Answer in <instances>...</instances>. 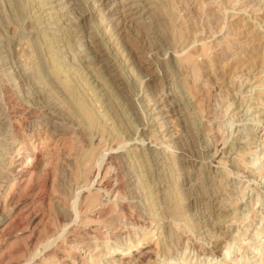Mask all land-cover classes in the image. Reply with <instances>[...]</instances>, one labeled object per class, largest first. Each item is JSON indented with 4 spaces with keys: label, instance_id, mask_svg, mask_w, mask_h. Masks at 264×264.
<instances>
[{
    "label": "rangeland",
    "instance_id": "obj_1",
    "mask_svg": "<svg viewBox=\"0 0 264 264\" xmlns=\"http://www.w3.org/2000/svg\"><path fill=\"white\" fill-rule=\"evenodd\" d=\"M100 3L0 0V264H264V0Z\"/></svg>",
    "mask_w": 264,
    "mask_h": 264
},
{
    "label": "bare ground",
    "instance_id": "obj_2",
    "mask_svg": "<svg viewBox=\"0 0 264 264\" xmlns=\"http://www.w3.org/2000/svg\"><path fill=\"white\" fill-rule=\"evenodd\" d=\"M117 0H101V3H100V5L102 6V9L104 10V12L105 13H107L108 14V17H109V19H111V20H113L112 18H111V15H113V13H112V7L114 6V4H115V2H116ZM147 2L148 1H150V0H146ZM255 1V0H254ZM62 2V1H61ZM124 2H126V1H124ZM144 2V1H143ZM153 1H151L150 3H152ZM63 3V2H62ZM149 4V3H148ZM260 5V4H259ZM132 6V5H131ZM145 6V5H144ZM131 8V7H130ZM264 8V7H263ZM133 9H134V7H133ZM145 9V8H144ZM147 9V8H146ZM102 10V11H103ZM264 10V9H263ZM101 12V11H100ZM133 12V11H132ZM135 12V11H134ZM134 14V13H133ZM140 15V14H139ZM116 20V19H115ZM115 33V32H114ZM113 34V33H112ZM111 39V38H110ZM187 56V55H186ZM195 62V61H194ZM58 69V68H57ZM56 72H57V70H56ZM55 72V73H56ZM59 72V71H58ZM57 72V73H58ZM53 73V72H52ZM13 75V74H12ZM52 75V74H51ZM54 75V74H53ZM54 77V76H53ZM56 78V77H55ZM65 80V79H64ZM66 81V80H65ZM64 83H66V82H64ZM67 84H69L68 82H67ZM66 84V85H67ZM64 85V84H63ZM169 86V85H168ZM66 87V86H65ZM18 89V88H17ZM169 89V88H168ZM80 105V104H79ZM82 105V104H81ZM80 105V106H81ZM85 105V104H84ZM79 106V107H80ZM55 107V106H54ZM82 107V106H81ZM86 108V107H85ZM81 109H83V108H81ZM87 109V108H86ZM85 109H83V111H84ZM153 110H154V112L153 113H157V114H160L162 117H163V119L164 118H166V117H169L170 116V113L168 112V111H164V110H162V108L159 106V104H157L156 103V105H155V107H153ZM166 110V109H165ZM172 110V109H171ZM62 111V110H61ZM84 112H88V111H84ZM89 114V113H88ZM157 116V115H156ZM158 119V118H157ZM168 120V119H167ZM167 120H165V121H167ZM170 121H171V119H170ZM6 126H7V128L10 130V131H14L15 130V127L13 126V124L10 122L9 123V121L8 120H6ZM169 123V122H168ZM171 124V123H170ZM167 129H169V127L167 126ZM170 129H172V128H170ZM175 133V132H174ZM176 134H174L173 136H172V140H174L175 138H174V136H175ZM178 135V134H177ZM179 136V135H178ZM101 143V142H100ZM7 144H8V146H9V148H8V150H6V151H4L3 152V154L5 155V157H4V160H7V161H9V163H8V166H10V167H8V168H10V170H11V172H10V174L14 177V179H15V181H16V179H20L24 174H25V172L26 171H30L31 170V168L33 167V165H34V162L36 161H38V160H41L40 158H42V155L40 154V149H39V142H38V139H35L34 140V142L29 146V148H28V151H26V152H24V146H17L18 148H16L15 149V151H14V153L12 154L13 156L12 157H10V156H8V157H10L9 159L7 158V155L8 154H10L9 152V150H12L13 149V147H14V144H15V142H13L12 141V139L10 140V141H7ZM149 147H152V145H150ZM41 148V147H40ZM153 148V147H152ZM9 151V152H8ZM12 152V151H11ZM119 155V154H118ZM115 156V155H114ZM213 158H214V160H216V158H217V155H213ZM217 159H219V158H217ZM213 160V159H212ZM262 162H264V155L262 156ZM7 163V162H6ZM196 163V162H195ZM194 164V163H193ZM90 165V164H89ZM196 165V164H195ZM100 167V166H99ZM93 169H91V172L93 173V175L94 176H96V179H99V181H100V183L103 181V179H102V177H100L101 176V174H102V171H101V169L100 168H94V167H92ZM89 172H90V170H89ZM90 172V173H91ZM103 175V174H102ZM105 176V175H104ZM12 177V178H13ZM21 180V179H20ZM17 182V181H16ZM1 188V187H0ZM1 190V189H0ZM84 192L85 191H83L82 189H81V191L79 192V194L80 195H83L84 194ZM1 197V196H0ZM127 201V200H126ZM92 203V202H91ZM92 214V213H91ZM18 217V216H17ZM11 218V216H9V215H6V214H4V213H2L1 211H0V226L1 225H4V224H6L8 221H9V219ZM79 218V217H78ZM262 218L264 219V215L262 216ZM76 219V218H75ZM80 220V219H79ZM14 221V220H13ZM21 222V221H20ZM14 223V222H13ZM82 223V222H81ZM86 223H88V222H86ZM90 223V222H89ZM10 224H11V222H10ZM19 224H21V223H19ZM91 224V223H90ZM17 225V224H16ZM264 232V231H263ZM119 242V241H118ZM233 243H235V242H233ZM153 243H152V239L150 238L149 240H147V242H146V244L144 245V253H148L151 249H150V247H151V245H152ZM257 247H258V252H260V253H263L264 252V245H261V244H258L257 245ZM117 248H119V247H116V249H112V251H110V249L108 248V247H105V246H97V247H95V248H93L94 250H93V254H92V256H91V259L93 260V262H100L101 264H111L112 262H113V260H115V259H123L124 260V258H125V254L124 253H120V252H118L117 251ZM221 248V247H220ZM90 251V250H89ZM140 253V252H139ZM151 253V252H150ZM241 254H242V252L241 251H239V250H236V251H232L231 252V255H236L237 257H239V256H241ZM236 259V258H235ZM239 259V258H238ZM238 259H236V260H234V263L235 264H251L253 261H255L256 259H251V260H249V259H247L246 260V262L245 263H243V262H241V260H238ZM125 261V260H124ZM122 262V261H121ZM211 264H217L216 262H211Z\"/></svg>",
    "mask_w": 264,
    "mask_h": 264
}]
</instances>
